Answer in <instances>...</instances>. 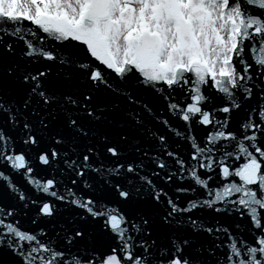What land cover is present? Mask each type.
<instances>
[{"label": "snow or ice", "instance_id": "obj_1", "mask_svg": "<svg viewBox=\"0 0 264 264\" xmlns=\"http://www.w3.org/2000/svg\"><path fill=\"white\" fill-rule=\"evenodd\" d=\"M0 264H264V0H0Z\"/></svg>", "mask_w": 264, "mask_h": 264}]
</instances>
